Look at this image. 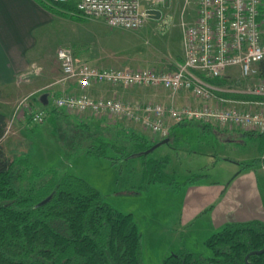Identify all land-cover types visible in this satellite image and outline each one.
Segmentation results:
<instances>
[{"label":"rangeland","instance_id":"obj_1","mask_svg":"<svg viewBox=\"0 0 264 264\" xmlns=\"http://www.w3.org/2000/svg\"><path fill=\"white\" fill-rule=\"evenodd\" d=\"M164 6L160 5L159 8L162 9V19H166L167 24L162 19H148L137 31L111 29L103 21L88 19L81 14V19H73V12L62 11L61 15L49 12L51 16L48 25L40 34L41 48L35 52L32 60L34 63L31 69L33 66L37 67L38 73L29 76L28 87L20 88L7 96V103L14 109L16 106L26 109L29 117L36 111L35 104L30 105L31 100H21L37 86L64 77L57 59V53L62 47H70L77 57L97 65L112 59L125 61L124 66L112 68L174 71L184 59L183 22L193 20L190 14L192 8L184 16L182 0H166ZM222 80L223 85L208 82L215 88L222 89L224 92L221 91L216 96L230 100V104L204 102L188 93L185 97L191 102L190 105L173 106H231L251 112L264 111V96L248 94L249 89L264 83V76L247 81L238 72H233ZM193 98L196 102L190 100ZM37 107L45 114V122L39 125L32 123L34 129L28 130L27 144L20 145L18 151L12 152V140L3 144L4 148L6 145L7 156L14 159L29 153L30 160L40 168H55L63 173L77 175L98 189L108 204L123 213L133 214L142 234L144 264H162L167 257L180 250L211 257L212 253L204 242L222 229L201 234L196 230L200 228V221L188 229L180 225L181 198L188 186H191L184 184L191 179L192 185L220 182L227 186L238 172L254 169L260 182V196L264 200V137L246 134L260 132L246 131L233 125L203 124L197 121L186 122L175 128L173 127L176 125L170 123L169 142L156 147L145 158L137 155L135 141L131 137L140 136L151 142L163 139H157L138 124L79 113L66 115L67 121H57L58 113L55 112L53 97H50L48 105L40 102ZM84 123L89 126L88 130L78 127ZM9 126L11 127V122ZM87 136H98L115 145L117 149L112 148L109 156L115 158L117 163L114 164L108 158L86 156L83 151ZM72 139L76 145L71 149L68 142ZM22 152L23 155L19 154ZM127 153L133 155L124 160ZM163 158L170 159L167 172L176 176L181 188L151 185L143 191L144 161ZM249 165L252 166L247 168ZM198 174L202 177L197 180L193 178Z\"/></svg>","mask_w":264,"mask_h":264},{"label":"trees","instance_id":"obj_2","mask_svg":"<svg viewBox=\"0 0 264 264\" xmlns=\"http://www.w3.org/2000/svg\"><path fill=\"white\" fill-rule=\"evenodd\" d=\"M36 1L52 14L73 12L71 18H82L72 4ZM209 82L223 85L222 79ZM78 127L89 129L85 124ZM7 131L8 118L0 110V264H144L142 234L133 214L108 204L98 189L77 175L40 168L29 155L10 159L3 146ZM246 134L264 137L262 133ZM131 139L137 155L144 157L164 140ZM84 141L86 156L108 158L115 164L116 159L109 156L112 148L117 149L115 145L98 136H87ZM169 160L144 161L143 191L151 185L181 188L176 176L167 172ZM190 181L184 185H192ZM204 245L211 257L180 250L162 264H246L247 255L264 248V222L228 224ZM249 262L264 264V254L251 256Z\"/></svg>","mask_w":264,"mask_h":264},{"label":"built area","instance_id":"obj_3","mask_svg":"<svg viewBox=\"0 0 264 264\" xmlns=\"http://www.w3.org/2000/svg\"><path fill=\"white\" fill-rule=\"evenodd\" d=\"M183 15L192 8L193 20L183 22V62L171 72L155 69L99 68L79 59L70 47H62L57 59L65 79L76 80L80 87L112 85L162 87L173 94L190 93L204 102L230 104L216 96L209 79H222L238 72L243 80L264 76V0H182ZM54 5L72 4L82 16L101 20L111 29L140 30L149 19L146 11L158 9L166 0H48ZM165 7V6H164ZM163 14V13H162ZM183 16V17H184ZM163 22L166 19H162ZM167 24V21H165ZM38 73L33 66L27 75ZM248 94L264 96V83L249 89ZM55 108L68 113L88 114L98 118L138 124L159 139H166L171 124L186 122L233 125L246 131L264 133V111L251 112L226 108H178L164 104H141L119 99L94 98L89 94L63 95L54 99ZM45 114L34 111V125L45 122ZM171 123V124H170ZM10 126L8 125V132ZM6 134V135H7Z\"/></svg>","mask_w":264,"mask_h":264},{"label":"crops","instance_id":"obj_4","mask_svg":"<svg viewBox=\"0 0 264 264\" xmlns=\"http://www.w3.org/2000/svg\"><path fill=\"white\" fill-rule=\"evenodd\" d=\"M194 13L193 10L190 13L192 18H194ZM50 16L51 13L36 0H0V110L7 116L8 125L11 122L10 131L3 144L12 140V147L15 148H12V152L18 151L20 145L27 144L28 130H33L34 127L30 117L26 115V109L23 110L20 106H16L15 109L11 108L6 98L12 92L28 87L27 84L30 80L26 79L25 75L31 70L35 52L41 48L40 34L42 29L48 25ZM78 58L99 68L125 65L124 60L113 61L111 59L97 65L90 60ZM80 94H89L94 98L119 99L132 103L175 106L179 104L186 106L191 103L185 97L188 93L184 91L173 94L162 87L123 89L107 84L82 88L76 80H68L64 77L37 86L21 101L31 100L29 101L30 105L35 104V109L39 110L37 105L40 102L42 105H48L50 97L55 99L63 95ZM164 95L166 96L163 99ZM190 100L195 101L194 98ZM57 113V121H67L66 115L72 114L63 110H58ZM177 126L181 125H176L173 128ZM72 141L74 139L68 142L71 149L76 145V142ZM19 154L23 155V152ZM262 167L264 168V164ZM256 172L254 169L242 170L235 175L233 181L227 186L220 182L188 186L181 198L179 214L181 227L188 229L200 221V228L196 230L202 234L207 231H218L232 222L246 223L253 220L264 222V200L260 196V182L256 177Z\"/></svg>","mask_w":264,"mask_h":264},{"label":"water","instance_id":"obj_5","mask_svg":"<svg viewBox=\"0 0 264 264\" xmlns=\"http://www.w3.org/2000/svg\"><path fill=\"white\" fill-rule=\"evenodd\" d=\"M146 13H147V16H148V18L150 20H155V21H160L162 19V16H163L162 11L158 10V9H150V10H147ZM168 142H169V139H164L160 143L156 144L151 149V151L154 150L158 146L167 144ZM49 200H50V198H48L47 200L43 201L39 206H42V205L46 204ZM263 253H264V248L261 251L251 253L249 256H251V255H260V254H263ZM249 256L246 259L247 261H248Z\"/></svg>","mask_w":264,"mask_h":264},{"label":"flooded vegetation","instance_id":"obj_6","mask_svg":"<svg viewBox=\"0 0 264 264\" xmlns=\"http://www.w3.org/2000/svg\"><path fill=\"white\" fill-rule=\"evenodd\" d=\"M249 222H250V221H249ZM232 223H234V222H232ZM236 223H239V222H236ZM229 224H231V223H229ZM227 225H228V224H227ZM223 228H224V227H223ZM223 228H222V229H223ZM262 250H263V249H262ZM250 254H251V253H250ZM250 254H249V255H250ZM263 254H264V253H263ZM249 255H247V257H248ZM260 255H261V254H260ZM251 256H253V255H251ZM251 256H249L248 261L246 260V259H247V257H246V259H245L246 264H252V263L249 262V259H250Z\"/></svg>","mask_w":264,"mask_h":264}]
</instances>
